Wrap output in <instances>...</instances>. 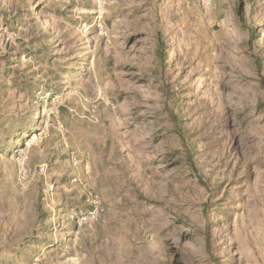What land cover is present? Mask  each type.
Masks as SVG:
<instances>
[{
    "label": "rangeland",
    "instance_id": "1",
    "mask_svg": "<svg viewBox=\"0 0 264 264\" xmlns=\"http://www.w3.org/2000/svg\"><path fill=\"white\" fill-rule=\"evenodd\" d=\"M0 264H264V0H0Z\"/></svg>",
    "mask_w": 264,
    "mask_h": 264
}]
</instances>
